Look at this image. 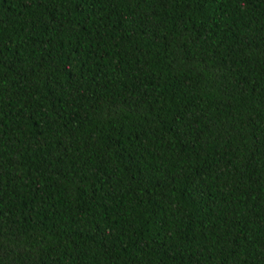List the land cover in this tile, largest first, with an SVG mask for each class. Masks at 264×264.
<instances>
[{
	"label": "trees",
	"instance_id": "16d2710c",
	"mask_svg": "<svg viewBox=\"0 0 264 264\" xmlns=\"http://www.w3.org/2000/svg\"><path fill=\"white\" fill-rule=\"evenodd\" d=\"M0 264H264V0H0Z\"/></svg>",
	"mask_w": 264,
	"mask_h": 264
}]
</instances>
